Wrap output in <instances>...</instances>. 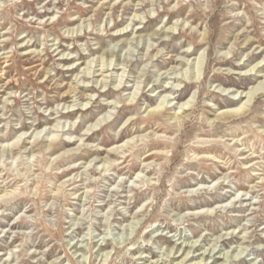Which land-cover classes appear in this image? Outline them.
I'll list each match as a JSON object with an SVG mask.
<instances>
[{
  "label": "rangeland",
  "instance_id": "obj_1",
  "mask_svg": "<svg viewBox=\"0 0 264 264\" xmlns=\"http://www.w3.org/2000/svg\"><path fill=\"white\" fill-rule=\"evenodd\" d=\"M263 83L264 0H0V264H264Z\"/></svg>",
  "mask_w": 264,
  "mask_h": 264
},
{
  "label": "bare ground",
  "instance_id": "obj_2",
  "mask_svg": "<svg viewBox=\"0 0 264 264\" xmlns=\"http://www.w3.org/2000/svg\"><path fill=\"white\" fill-rule=\"evenodd\" d=\"M264 84V83H263ZM262 89V88H261ZM256 91H258V90H256ZM245 97V96H244ZM152 108V107H151ZM244 109H246V108H244V105L243 104H239V106L238 107H228V108H225V109H222V110H220V112L218 113V115H227V114H230V115H237V114H241V113H244L245 112V110ZM151 111H153V112H156V113H159L160 112V110H158V109H156V108H152V109H150ZM217 117V116H216ZM174 118H178V116L177 115H175L174 116ZM18 143V142H17ZM67 143H74V142H71L70 141V139H69V141L67 142ZM7 145V144H6ZM5 145H3V147H4ZM7 147V146H6ZM80 147H82L81 146V144H78V146H77V148L76 149H78V148H80ZM116 148H118V146H112L111 148H109L108 150H107V153H109V152H113ZM99 149V148H98ZM98 151H100V150H98ZM183 254V253H182ZM201 260V259H200Z\"/></svg>",
  "mask_w": 264,
  "mask_h": 264
}]
</instances>
